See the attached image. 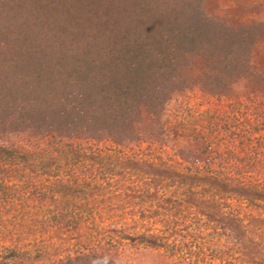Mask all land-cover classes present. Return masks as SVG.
Segmentation results:
<instances>
[{
	"label": "trees",
	"instance_id": "16d2710c",
	"mask_svg": "<svg viewBox=\"0 0 264 264\" xmlns=\"http://www.w3.org/2000/svg\"><path fill=\"white\" fill-rule=\"evenodd\" d=\"M263 37L264 19L215 15L207 0H0V191H6L1 182L11 176L8 171L29 172L27 178L38 173L42 205H72L56 210L57 218H89L95 229L107 227L103 237L77 232L86 247L57 258L40 252L43 260L174 264L161 251L169 249L170 239L177 241L171 221L164 222V235L140 234L127 231L136 226L126 221L95 223L101 214L115 220V209L76 207L104 196L99 192L103 183L125 167L123 147L146 143L158 150L154 181L196 176L201 172L197 161L188 158L201 151L206 163L225 169L204 171L221 188L264 194L261 146L219 148L212 135L204 134L194 139L191 150L171 145L178 161L162 158L171 142L181 141L165 116L172 97L194 89L225 96L246 78L264 83V74L251 63L253 47ZM12 138L17 140L8 143ZM133 156L140 158L137 152ZM108 159L112 170L105 165ZM93 164L99 169H92ZM132 189L139 199L150 191ZM151 190L159 201V187ZM228 213V229L245 249L244 213L235 206ZM124 238L131 242L123 243Z\"/></svg>",
	"mask_w": 264,
	"mask_h": 264
},
{
	"label": "rangeland",
	"instance_id": "374dc122",
	"mask_svg": "<svg viewBox=\"0 0 264 264\" xmlns=\"http://www.w3.org/2000/svg\"><path fill=\"white\" fill-rule=\"evenodd\" d=\"M207 8L212 14L233 20L264 19V0H207ZM251 63L255 71L264 74V37L254 45ZM165 116L170 132L181 140L171 142L164 149L162 158L169 163L179 160L170 149L171 145L188 151L194 148V139L198 140L204 134L212 135L219 142V148L257 145L262 147L264 155V83L257 79L237 81L225 96H211L197 89L177 93L167 104ZM14 140L17 138L10 139L8 143ZM90 148L96 151L92 146ZM121 150L125 156L114 159L122 160L125 167L119 168L120 171L115 169L117 171L114 172L118 173L103 183L99 192L104 196L98 197V201L76 205L83 209H115L119 215L112 220L107 214L105 217L108 218H101L104 216L101 214L95 223L126 221L136 226L127 231L135 229L140 234L160 236L166 230L164 222L171 221L178 232L177 241L174 243L170 239L169 249L161 248V251L173 257L176 260L174 264H264V194L246 188L232 192L229 190L232 186L221 188L222 184L209 178L204 171L208 167L219 173L225 169L206 163V155L201 151L188 158L189 161H197L196 168L201 172L196 176L190 174L182 179L154 181L155 176L151 172L155 170L153 161L158 156L154 146L144 143ZM136 152L140 158L133 156ZM110 161L103 163L110 169L115 168L109 164ZM36 164L40 162L33 165ZM91 168L99 169V165L93 164ZM259 168L261 173L263 169ZM12 171H8L11 176L1 182L6 185V191H0V264H52L49 259L43 260L40 252L41 255L52 253L57 258V255L64 256L69 251L86 247L87 242L82 236H76L77 232L85 235L100 233L103 237L107 227L95 229L89 218L81 221L67 216L56 217V210L71 209L70 203L49 201L42 205L38 173L27 178L29 172ZM137 186L150 191L144 192L146 196L139 199L136 197L138 192L134 193L132 189ZM153 187L161 190L159 201L150 194ZM234 206L244 213L243 224L247 225L246 234L249 235L245 249L241 248L234 232L227 226L228 212ZM167 212L169 216L166 217L164 213ZM109 235L110 232L106 237ZM122 241L131 242L126 238ZM133 243L135 245L136 242ZM249 252L250 255L257 253L256 257L248 258L246 253Z\"/></svg>",
	"mask_w": 264,
	"mask_h": 264
}]
</instances>
